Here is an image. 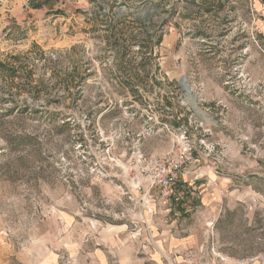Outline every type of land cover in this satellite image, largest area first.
<instances>
[{"label": "rangeland", "instance_id": "rangeland-1", "mask_svg": "<svg viewBox=\"0 0 264 264\" xmlns=\"http://www.w3.org/2000/svg\"><path fill=\"white\" fill-rule=\"evenodd\" d=\"M146 30L152 54L133 44ZM112 32L145 71L119 68ZM0 67V239L15 253L51 231L74 250L101 226L135 230L151 167L183 153L177 226L209 230L214 264H264V0H0ZM134 74L148 77L120 83Z\"/></svg>", "mask_w": 264, "mask_h": 264}, {"label": "crops", "instance_id": "crops-1", "mask_svg": "<svg viewBox=\"0 0 264 264\" xmlns=\"http://www.w3.org/2000/svg\"><path fill=\"white\" fill-rule=\"evenodd\" d=\"M166 202H160L157 196L146 201L148 216L141 220L139 212L137 222L130 223L137 231L129 230L125 223L101 226V231L82 233L74 250L71 231L61 234L64 248L56 247L52 240L55 232L51 231V240L33 241L25 254L15 253L6 238H1L0 264H77L73 257L78 258V264H214L209 230L203 224L180 229L178 214Z\"/></svg>", "mask_w": 264, "mask_h": 264}, {"label": "trees", "instance_id": "trees-1", "mask_svg": "<svg viewBox=\"0 0 264 264\" xmlns=\"http://www.w3.org/2000/svg\"><path fill=\"white\" fill-rule=\"evenodd\" d=\"M119 24H122V23L116 22L115 25L117 26ZM115 28L116 27L114 26V23H112L110 25V29L111 30H115ZM147 31L148 30H146V34H145L146 36L144 38H142V39H139L138 36L133 35V37H132L133 38V44H140L141 49L144 50L145 53L149 52L150 54H152V52H153L152 48L155 47V46H159L160 45L161 36H160V38H158L155 41H153L154 35L153 34H148ZM108 41H110V42H108L109 46H111L113 48H116L115 49L116 50V59H117V62H119V68L120 69L126 70V67H129L131 64H133L134 67L136 65V67L141 68L143 71L146 70L145 69L146 68V63L148 61L147 57L142 58L140 61H136V60H134L133 62H130V60L125 61L127 52L129 50V44L128 43L126 44V38H124V37H116V34H114V32H112L111 35L108 36ZM123 64H124V66H123ZM1 67H4V66H1ZM14 69L15 68L11 69L13 74L15 72ZM74 71L75 70H73L70 73H64V74H61L63 72L53 71L52 77L59 78L61 76H64L65 80H69L70 82H74L75 79H76ZM9 73H11V71H9ZM25 74H26L28 79L32 78V71H30V72L28 71ZM6 76L9 77L10 74H7ZM147 77L148 76L146 74H144L143 77H139L138 75L134 74V77H132V75H131V78H130V76L129 77H124V78L121 77L120 83H122L125 87L129 88L130 90H132V87L134 85L135 80L141 83V82H144L145 81L144 79H146ZM37 80L39 81L40 85H42V83H41L42 82V78L38 77ZM134 95L135 96H139L136 93H134ZM183 122H184V120H183ZM171 123H173V126H175V127H177L178 125L181 124L180 122H175V121H173Z\"/></svg>", "mask_w": 264, "mask_h": 264}, {"label": "built area", "instance_id": "built-area-1", "mask_svg": "<svg viewBox=\"0 0 264 264\" xmlns=\"http://www.w3.org/2000/svg\"><path fill=\"white\" fill-rule=\"evenodd\" d=\"M188 161L185 154L177 159L166 158L153 164L147 176V189L155 190L160 202L167 201L174 196L183 165Z\"/></svg>", "mask_w": 264, "mask_h": 264}]
</instances>
